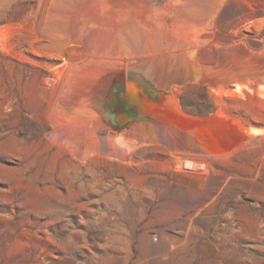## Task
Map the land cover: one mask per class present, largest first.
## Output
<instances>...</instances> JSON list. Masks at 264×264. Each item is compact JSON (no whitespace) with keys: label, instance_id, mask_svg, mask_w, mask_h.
Returning a JSON list of instances; mask_svg holds the SVG:
<instances>
[{"label":"rangeland","instance_id":"374dc122","mask_svg":"<svg viewBox=\"0 0 264 264\" xmlns=\"http://www.w3.org/2000/svg\"><path fill=\"white\" fill-rule=\"evenodd\" d=\"M0 264H264V0H0Z\"/></svg>","mask_w":264,"mask_h":264},{"label":"water","instance_id":"95a60500","mask_svg":"<svg viewBox=\"0 0 264 264\" xmlns=\"http://www.w3.org/2000/svg\"><path fill=\"white\" fill-rule=\"evenodd\" d=\"M118 99L127 102L126 107L131 108L134 112H145L154 102L149 94L134 86H129L126 90L120 92ZM128 118V113L125 111Z\"/></svg>","mask_w":264,"mask_h":264},{"label":"flooded vegetation","instance_id":"af4514ba","mask_svg":"<svg viewBox=\"0 0 264 264\" xmlns=\"http://www.w3.org/2000/svg\"><path fill=\"white\" fill-rule=\"evenodd\" d=\"M117 105L120 106V111L122 112H127L128 113V116L129 117H136L140 114H143L144 112H134L131 108H127L126 105H127V102L125 101H120L119 99H117Z\"/></svg>","mask_w":264,"mask_h":264},{"label":"bare ground","instance_id":"6f19581e","mask_svg":"<svg viewBox=\"0 0 264 264\" xmlns=\"http://www.w3.org/2000/svg\"><path fill=\"white\" fill-rule=\"evenodd\" d=\"M123 142H124V141H123ZM128 142H129V141H127V146L125 145L126 142H124L123 145H125V146L128 148V150H129V152H130L129 154H131V153H133L134 151H136L137 148H139V146H140L139 143L136 142V140H135V141H131L130 144H128ZM121 146H122V145H121ZM123 147H124V146H123ZM129 154H128V155H129ZM228 155H229V154H228ZM130 157H131V156H130ZM130 157H129V158H130ZM129 160H130V159H129ZM131 160H132V159H131ZM131 160H130V161H131ZM186 163L189 164L188 161H186ZM34 195H35V194H34ZM36 196H37V195H36Z\"/></svg>","mask_w":264,"mask_h":264}]
</instances>
